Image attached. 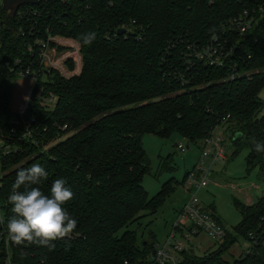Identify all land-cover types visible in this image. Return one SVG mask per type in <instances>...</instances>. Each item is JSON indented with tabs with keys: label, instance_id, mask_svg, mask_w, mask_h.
Here are the masks:
<instances>
[{
	"label": "trees",
	"instance_id": "16d2710c",
	"mask_svg": "<svg viewBox=\"0 0 264 264\" xmlns=\"http://www.w3.org/2000/svg\"><path fill=\"white\" fill-rule=\"evenodd\" d=\"M242 4L245 0H39L18 9L30 11L27 20L6 18L0 8V137L3 146L11 147L8 154L0 149V264H145L157 240L152 233L139 240L137 229L150 226L152 221L145 220L182 184L171 178L153 196L144 189L143 177L150 170L142 141L147 134L162 139L178 135L189 144H203L217 127L232 137L241 133L240 140L232 141L233 154L247 148V172L257 168L264 179V152H256L251 142H264V103L259 98L264 28L241 42L239 71L248 76L229 80L228 68L198 63L185 68L187 44L206 42ZM19 28L76 40L82 70L64 79L40 70L34 59V89L45 86L56 104L47 110L31 101L24 115L16 116L20 123L11 134L14 113L9 105L18 77L7 66L17 58L26 63L29 39L28 33L17 34ZM120 29L124 33L119 35ZM89 31L96 37L85 46L81 34ZM30 120L29 130L36 132L23 137L24 123ZM34 163L48 173L39 185L46 195L58 178L74 194L63 207L77 227L69 237L53 241L54 247L17 244L7 232L14 215L8 196L17 171ZM175 168L171 156L160 162L161 171ZM232 201L239 223L214 250L202 256L184 254L185 264H264V195L248 204ZM207 208L223 225L214 207ZM239 238L249 242L248 253L230 263L224 256Z\"/></svg>",
	"mask_w": 264,
	"mask_h": 264
},
{
	"label": "built area",
	"instance_id": "2783aa9c",
	"mask_svg": "<svg viewBox=\"0 0 264 264\" xmlns=\"http://www.w3.org/2000/svg\"><path fill=\"white\" fill-rule=\"evenodd\" d=\"M1 7L2 0H0ZM28 11V9L17 10L15 16L20 20H27ZM260 27L264 28V0H248V3L245 0V4H242L241 10L236 16H233L225 23H221L211 32L206 42L187 44L184 53L185 68L190 70L198 63L219 70L228 68L230 73L226 79L229 80L248 76V73L243 74L239 71L242 59L239 53L242 46L241 42ZM1 29L2 25L0 24V32ZM32 31H34L33 28ZM26 33L29 35V39H26L25 52L23 53V57L27 59L26 63L22 64V60L17 58L11 66L8 65L7 67L10 72H14L17 75L18 79H31L34 85L25 103L14 113L10 120L13 125L10 130L11 134L15 133V127L20 123L16 116L22 117L31 101L47 110H52L56 104V96L51 92H45V86L40 87L37 85V89H34L37 80L34 72L31 71L34 59L39 62L40 70L48 73L55 72L64 79L77 77L82 70V55L80 45L76 40L60 35H51L48 30H45L42 34L33 33L31 30L25 32L21 28L17 30V34L21 37H24ZM247 59H250V56H247ZM1 63L2 55L0 52V66ZM176 78L179 81H184V76L181 74H178ZM32 122L33 120L24 123L27 129L22 134L23 137H33V133L36 131L34 129L29 130V124ZM221 129L225 130L224 127H221ZM214 133L210 139L203 142V150L198 163L194 165L189 173L191 177L193 173L197 174L195 180L189 181L194 191L207 186V178L210 176L211 170L204 174L202 167L205 161L210 159L212 166L217 158H224L223 133L216 132L215 137ZM7 140H12V137H7ZM32 142L37 144L38 141L33 139ZM3 145V139L0 137V149L3 150V154L10 153L11 147L8 144ZM177 148L181 152L185 151L182 144H179ZM226 233L227 230L224 225L219 224L212 212L207 207L202 206L196 195L192 193L186 204L178 211L176 222L172 225L165 240L155 243L153 251L148 256L145 264H185L184 254L195 253V248L200 247L190 243L192 238L196 239L201 234H204L213 241L212 246L216 244L215 247H217L223 242ZM250 238L253 239V236L250 235ZM247 243L248 246L245 248V253H248V247L250 246L249 242ZM6 264H9L8 261Z\"/></svg>",
	"mask_w": 264,
	"mask_h": 264
},
{
	"label": "rangeland",
	"instance_id": "374dc122",
	"mask_svg": "<svg viewBox=\"0 0 264 264\" xmlns=\"http://www.w3.org/2000/svg\"><path fill=\"white\" fill-rule=\"evenodd\" d=\"M33 85L34 82L31 79L17 80L9 105L13 113H16L25 103ZM259 98L264 103V88L260 91ZM214 132L223 133L222 146L225 147V155L224 158H217L212 166L210 159L205 161L202 170L204 174H207L209 170H211V173L207 178V186L198 191H194L189 182L197 178L196 173H193V176H189L184 182H182V179L198 163L203 150L201 142L189 144L178 135H173L170 139H162L150 134L143 137V148L149 158L150 170L143 177L142 185L149 196L155 195L162 184L171 178L182 184L173 193L167 195L164 205L153 217L144 222L146 224L148 221H152V224L148 227L143 225L137 229L139 240L142 234L144 238H147L148 234L152 233L158 242H163L172 225L176 222L178 211L186 204L192 193L196 195L202 206L214 207V212L228 232H232V229L240 221V215L232 200L236 199L241 203L248 204L251 200L255 201L264 195V179L259 176L258 169L254 168L247 172L246 158L249 150L244 148L234 155V146L231 139L233 133H227L221 127L216 128ZM215 133L214 137L216 136ZM179 144L184 146V152L178 150L177 146ZM167 156H171L173 164L176 166L174 172H165L160 169L161 160ZM191 190L193 191L190 192ZM212 242L204 234L196 239L192 238L190 243L194 246H200L195 248L193 254L202 256L214 250L216 244L212 246ZM247 246L248 243L239 238L224 258L231 263L233 259L244 253Z\"/></svg>",
	"mask_w": 264,
	"mask_h": 264
},
{
	"label": "clouds",
	"instance_id": "9594fccd",
	"mask_svg": "<svg viewBox=\"0 0 264 264\" xmlns=\"http://www.w3.org/2000/svg\"><path fill=\"white\" fill-rule=\"evenodd\" d=\"M95 32L81 34L83 45L90 46ZM256 152H264V142L251 141ZM48 173L38 163L17 171L13 191L8 196L14 215L7 222V232L17 244L29 243L54 247L53 241L69 237L77 227V220L70 216L63 205L73 198L65 179H55L46 195L39 185ZM21 186L23 191H19Z\"/></svg>",
	"mask_w": 264,
	"mask_h": 264
},
{
	"label": "water",
	"instance_id": "95a60500",
	"mask_svg": "<svg viewBox=\"0 0 264 264\" xmlns=\"http://www.w3.org/2000/svg\"><path fill=\"white\" fill-rule=\"evenodd\" d=\"M39 0H2V9L7 13L6 18L14 19L16 11L23 5H37ZM124 30L120 29L117 34H123ZM242 138L241 133H235L232 141H237Z\"/></svg>",
	"mask_w": 264,
	"mask_h": 264
}]
</instances>
